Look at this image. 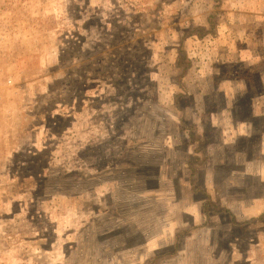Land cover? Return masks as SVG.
<instances>
[{
    "label": "rangeland",
    "instance_id": "374dc122",
    "mask_svg": "<svg viewBox=\"0 0 264 264\" xmlns=\"http://www.w3.org/2000/svg\"><path fill=\"white\" fill-rule=\"evenodd\" d=\"M263 166L264 0H0V264H264Z\"/></svg>",
    "mask_w": 264,
    "mask_h": 264
},
{
    "label": "crops",
    "instance_id": "0c3cea01",
    "mask_svg": "<svg viewBox=\"0 0 264 264\" xmlns=\"http://www.w3.org/2000/svg\"><path fill=\"white\" fill-rule=\"evenodd\" d=\"M255 171V173H262V181L261 182H264V166H263V168L261 169V170H254ZM254 207V206H253ZM253 207H251V209L253 208ZM228 211H229V209H228ZM230 212H232L231 210H230ZM262 213H264V208H263V210L262 211H260L257 215H255V216H253V217H257L258 215H260V214H262ZM253 217H251V218H253Z\"/></svg>",
    "mask_w": 264,
    "mask_h": 264
},
{
    "label": "trees",
    "instance_id": "16d2710c",
    "mask_svg": "<svg viewBox=\"0 0 264 264\" xmlns=\"http://www.w3.org/2000/svg\"><path fill=\"white\" fill-rule=\"evenodd\" d=\"M263 217H264V213L258 215L257 217H254V218H252V219H255V218H263Z\"/></svg>",
    "mask_w": 264,
    "mask_h": 264
}]
</instances>
